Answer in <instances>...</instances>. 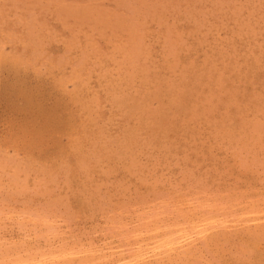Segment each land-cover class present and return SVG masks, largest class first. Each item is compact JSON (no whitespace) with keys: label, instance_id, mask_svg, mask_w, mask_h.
I'll use <instances>...</instances> for the list:
<instances>
[{"label":"rangeland","instance_id":"1","mask_svg":"<svg viewBox=\"0 0 264 264\" xmlns=\"http://www.w3.org/2000/svg\"><path fill=\"white\" fill-rule=\"evenodd\" d=\"M0 264H264V0H0Z\"/></svg>","mask_w":264,"mask_h":264},{"label":"bare ground","instance_id":"2","mask_svg":"<svg viewBox=\"0 0 264 264\" xmlns=\"http://www.w3.org/2000/svg\"><path fill=\"white\" fill-rule=\"evenodd\" d=\"M84 10H85V9H84ZM120 25H121V24H120ZM206 231H207V230H206ZM203 232H204V231H203ZM189 237H190V236H189ZM190 238H191V237H190ZM173 240H174V239H173ZM187 242H188V241H187ZM187 242H186V243H187ZM171 243H172V242H171ZM188 243H189V242H188ZM159 247H160V246H159ZM160 248H161V247H160ZM151 249H152V248H151Z\"/></svg>","mask_w":264,"mask_h":264}]
</instances>
